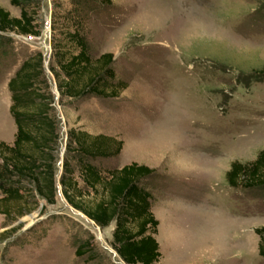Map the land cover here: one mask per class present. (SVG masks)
Returning <instances> with one entry per match:
<instances>
[{
  "label": "rangeland",
  "instance_id": "rangeland-1",
  "mask_svg": "<svg viewBox=\"0 0 264 264\" xmlns=\"http://www.w3.org/2000/svg\"><path fill=\"white\" fill-rule=\"evenodd\" d=\"M35 2L29 11L39 36L10 33L11 42L0 44V141L11 145L16 130L7 83L23 61L42 53L59 120L58 174L70 128L113 136L122 152L97 161L102 169L136 162L156 170L143 183L159 220L158 264H264L254 233L264 227V191L230 187L224 177L232 161H253L264 149V0L83 7L90 55L113 54L116 81L126 88L114 98L61 104L48 69L53 31L66 29L72 0ZM0 7L19 17L9 0ZM42 205L11 223L0 215V264H125L112 247L114 224L97 227L59 188L56 204L40 213ZM82 241L91 254L75 255Z\"/></svg>",
  "mask_w": 264,
  "mask_h": 264
},
{
  "label": "trees",
  "instance_id": "trees-1",
  "mask_svg": "<svg viewBox=\"0 0 264 264\" xmlns=\"http://www.w3.org/2000/svg\"><path fill=\"white\" fill-rule=\"evenodd\" d=\"M96 2L110 4V0H72V7L64 13L66 29L53 31L48 70L59 104L65 98H114L126 88L123 82L116 81L113 54L103 53L97 58L90 55L83 7ZM9 3L19 8V17L0 7V44L11 42L10 33L39 36L36 13L31 15L29 11L32 5L34 10L35 0ZM53 20L55 27L56 19ZM44 61L42 53H36L22 62L7 83L11 94L9 113L16 130L11 145L0 141V215L4 223L31 214L39 208V200L44 202L40 206L42 213L46 206L56 204L60 188L66 203L97 227L104 229L114 224L112 247L125 264H158L159 222L151 210L152 194L143 183L156 170L137 163L102 169L96 162L118 157L122 140L70 128L58 174L59 120ZM259 73L264 75V64ZM224 177L230 187L264 191V149L253 161H232ZM14 210L16 216L12 215ZM254 233L259 237L258 254L264 258V227L254 229ZM88 245L89 241L79 243L75 255L91 254Z\"/></svg>",
  "mask_w": 264,
  "mask_h": 264
},
{
  "label": "crops",
  "instance_id": "crops-1",
  "mask_svg": "<svg viewBox=\"0 0 264 264\" xmlns=\"http://www.w3.org/2000/svg\"><path fill=\"white\" fill-rule=\"evenodd\" d=\"M8 89V88H7ZM10 97H11V94H10ZM10 105H11V98H10ZM10 107V106H9ZM122 152V151H121ZM121 154V153H120ZM132 163H136V162H132ZM131 164V163H130ZM137 164H139V165H144V166H147V167H149V168H151L148 164H141V163H137ZM128 165V164H127ZM123 167V166H122ZM121 168V167H120ZM152 169V168H151ZM154 214V213H153ZM155 216V218L157 219V217H156V215H154ZM158 220V219H157ZM159 221V220H158ZM158 235H159V227H158ZM157 235V238H156V241H157V243H158V245H160V240H159V236ZM160 259H161V257H160Z\"/></svg>",
  "mask_w": 264,
  "mask_h": 264
},
{
  "label": "water",
  "instance_id": "water-1",
  "mask_svg": "<svg viewBox=\"0 0 264 264\" xmlns=\"http://www.w3.org/2000/svg\"><path fill=\"white\" fill-rule=\"evenodd\" d=\"M60 189V188H59ZM60 194H61V190H60Z\"/></svg>",
  "mask_w": 264,
  "mask_h": 264
}]
</instances>
